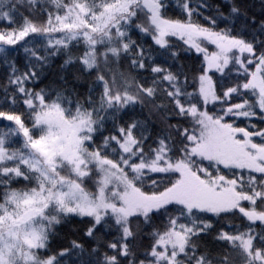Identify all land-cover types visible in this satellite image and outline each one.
Returning a JSON list of instances; mask_svg holds the SVG:
<instances>
[{
    "label": "snow or ice",
    "instance_id": "1",
    "mask_svg": "<svg viewBox=\"0 0 264 264\" xmlns=\"http://www.w3.org/2000/svg\"><path fill=\"white\" fill-rule=\"evenodd\" d=\"M0 264H264V0H0Z\"/></svg>",
    "mask_w": 264,
    "mask_h": 264
}]
</instances>
